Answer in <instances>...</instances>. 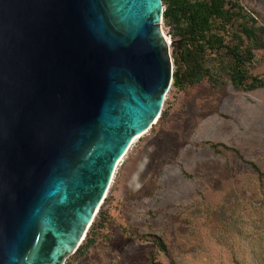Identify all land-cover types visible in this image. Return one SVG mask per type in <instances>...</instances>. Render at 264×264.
<instances>
[{"label":"water","instance_id":"1","mask_svg":"<svg viewBox=\"0 0 264 264\" xmlns=\"http://www.w3.org/2000/svg\"><path fill=\"white\" fill-rule=\"evenodd\" d=\"M162 0H0V264H65L173 82Z\"/></svg>","mask_w":264,"mask_h":264},{"label":"rangeland","instance_id":"2","mask_svg":"<svg viewBox=\"0 0 264 264\" xmlns=\"http://www.w3.org/2000/svg\"><path fill=\"white\" fill-rule=\"evenodd\" d=\"M236 1L264 25V0ZM162 30L172 55L173 31ZM249 72L264 77V51ZM220 81L170 86L160 118L115 170L93 244L65 264H150L151 255L157 264H264V176L249 164L264 174V88Z\"/></svg>","mask_w":264,"mask_h":264},{"label":"trees","instance_id":"3","mask_svg":"<svg viewBox=\"0 0 264 264\" xmlns=\"http://www.w3.org/2000/svg\"><path fill=\"white\" fill-rule=\"evenodd\" d=\"M162 3V22L173 31L172 86L184 90L204 81L217 86L225 75L236 90L264 88V77L249 72L256 55L264 51V25H259L250 11L236 0H162ZM206 144L214 153L230 151L242 159L235 148L222 143ZM249 164L259 177L264 176L257 166ZM97 214L103 219L102 212ZM99 222L92 223L79 252L93 244L90 234L102 226ZM156 245L165 251L159 238ZM149 263L157 264L154 256L151 255Z\"/></svg>","mask_w":264,"mask_h":264},{"label":"bare ground","instance_id":"4","mask_svg":"<svg viewBox=\"0 0 264 264\" xmlns=\"http://www.w3.org/2000/svg\"><path fill=\"white\" fill-rule=\"evenodd\" d=\"M165 38H166V36H165ZM166 40H167V38H166ZM167 41H168V40H167ZM135 140H136V139H135ZM135 140H134V141H135Z\"/></svg>","mask_w":264,"mask_h":264}]
</instances>
